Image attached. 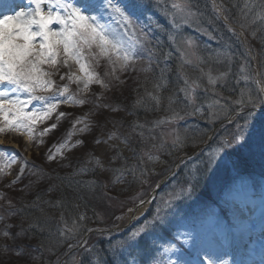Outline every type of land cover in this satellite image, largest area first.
<instances>
[{
    "label": "rangeland",
    "instance_id": "rangeland-1",
    "mask_svg": "<svg viewBox=\"0 0 264 264\" xmlns=\"http://www.w3.org/2000/svg\"><path fill=\"white\" fill-rule=\"evenodd\" d=\"M150 2L159 5V12L160 10L165 11L168 9L167 12L170 14H155L154 24L152 9L146 11L147 18H144L142 16L141 5L134 19L138 28L146 30L149 37H155L154 30L159 27L156 26L158 20H167V18L168 21L172 19L178 25V28H181L180 30L183 27H188L190 30L197 31L198 33L204 31L200 26L201 16L199 12L193 10L196 16L190 18L187 23L184 22L180 15L173 17L172 13L174 9H172V4L179 2V0H170V3L168 0H145V3L150 4ZM25 3L27 4L26 7L31 6L28 0H20L16 7L20 5L21 7L19 9H21L23 8L22 4ZM78 3L81 5L85 4L83 0H78ZM166 5H170V7ZM44 8L47 11V5ZM215 15L217 18L222 19L220 14L215 12ZM52 27L56 28L59 26L53 24ZM238 30H241L243 34ZM229 31L238 36L241 34L240 42L244 45L254 65L252 76L259 78L258 48L241 27L236 26L230 28ZM176 36H172V39L176 38ZM137 39L143 38L137 35ZM177 39L180 51L195 53V56L189 55L187 58L192 60V62L196 61V43L193 41L192 46L189 47L187 41L191 38L185 35H181ZM141 50L140 55L143 57L144 54ZM43 67L54 73L52 79L56 82V85L62 86L68 84L70 92L77 99L87 101L88 96L95 95L97 99L100 97L106 99L108 95H112L113 87H110V85L113 77L105 79L101 76L104 79L105 85H107L106 87L93 83L86 92H82L78 91V88L83 87L82 84L78 86L75 83H70L67 78L64 80L60 79L62 74L69 71L67 67L61 65H57L55 68H49L48 65H44ZM180 68L185 70L184 64ZM242 69L243 76L247 75L244 66ZM72 70L76 71L75 65ZM117 70L119 69L117 68ZM245 86L249 89L250 85L247 83ZM232 100L235 99H231V101L227 100L224 105L228 104L229 106L233 104ZM38 103L34 101L33 105L29 106V109ZM263 104L256 106H263ZM114 108L111 110L109 108L107 111L102 110L92 115L87 112L85 104L81 105L69 101L68 103H61L57 111L48 120L37 125L33 140H29L27 135L23 133L5 132L0 134V145L7 149L8 154L16 153L29 162L25 167L23 176L15 184L12 181L17 178L19 170L23 165L22 159H18L17 163L12 165L11 169L7 170L4 174H0V214L5 212L6 209H10V205L12 207L15 201L17 203L20 195L27 196L28 193L39 186L40 183L38 180L40 178H37L40 176V173L31 168V166L29 167V165L40 163L39 166L44 168L46 172L47 168L45 166L48 167V170H52L53 166H64L68 167V169L77 167L80 170L83 169L81 173L84 172L88 175L98 171L102 176H108L112 180L113 187L111 191H114L118 195L113 200H107V204L116 207V210L113 211L110 207V210L107 211L108 214H106V220L109 222L111 228L117 226L118 229L110 232H99L101 235L95 233L90 234L87 239V244L83 246L84 252L78 253V250L71 252L65 258L58 260L60 261L62 259L61 264H103L102 254L103 251L107 252V249L109 251L108 254H111L110 257L114 260V264H173L177 259L182 264H208L209 259L213 261V264H221V262L223 264H246L243 255L252 257L251 252L244 250V247L250 248L249 237L254 236L257 238L256 241L259 245L261 243L264 244V143L261 142V138L264 139V118H262L264 113L257 111L259 114L255 115L254 118L252 115H248L249 111L241 114L244 117L240 121V124L244 125L245 119L248 121L244 128L246 143L245 141H241L243 147L232 145V147L228 148L227 151L230 153V156L227 167H221L213 173H210V177L215 178V181L212 179L215 190H218L217 185H215L217 178L231 174V179L224 185L220 192L215 191L219 204L207 210L204 220L193 221L195 219L194 215L200 213L201 203L190 204V202H185L184 200H186L189 193L187 191L182 192L180 183L175 180L168 185L166 183L164 186H161V189L157 192L152 202L154 205L152 211L144 214L131 224L130 227L124 228V225L128 222L130 209L133 205L146 198L162 177L168 174L170 170H172L171 176L174 177L177 169L181 164H184L182 174H185L188 180H193V166L200 167L201 171L203 168L200 165V161L207 159V154L218 146L222 138L231 139L232 133L236 131V128L232 130L228 128L229 122H223L229 115L228 111L227 115L222 114L219 119L211 120L214 123L211 127L213 136L207 144V150L205 151L204 147L201 146L195 150L193 155L196 154L194 156L192 155L190 158H187L184 157L186 156L185 153L174 155L179 149H175V153H172L174 134L178 133L182 137L181 131L177 130L175 125L168 123L154 128L151 125L142 124V129L140 130V127L137 125V128H139L137 130L134 129L136 123L132 122V120L129 121L130 117L123 110V107ZM60 112H64L65 116H67L70 129L64 135H62V132L59 134L60 136L57 135L55 141L51 144L46 141V136L40 137L39 133L45 127L57 123V116ZM167 116L168 114L164 115L163 118ZM64 118L60 119L63 120ZM77 119L80 120V123H75ZM126 120L128 121L126 122ZM150 121L153 122V120ZM81 129L86 130L82 131ZM133 132L143 133V136L151 139V142L148 143L149 150L146 153L142 152L137 159L132 158L135 149L132 143L127 140V137ZM162 132L164 133L163 136L161 135ZM69 133H71L70 136ZM209 138L210 134L206 139ZM77 141H81V143H77ZM212 143L214 144L210 146ZM62 144L65 146L61 147ZM49 155L53 156L54 159L49 160ZM149 155L152 156V159H149ZM120 160L123 161V165L121 166V169L124 170L123 175H121V172L114 173V167H112L113 164ZM6 162V160H0V166ZM130 162H133L131 167ZM176 162L179 163L176 165ZM133 166L136 169L135 178L129 170ZM174 168H176L175 171H173ZM141 172L144 173L143 176H141ZM117 177H120L119 180H117ZM94 179V175L91 176V180ZM187 188L188 185H186L185 189ZM29 190L31 191L28 192ZM169 199L172 200L171 207L164 209L163 202ZM247 206H249V209H246ZM158 207L162 208V215L164 216L163 223H157L154 227H149L147 232L142 234L132 247L119 249L115 253L111 250L110 245L112 243L124 240L133 230L144 225L145 221H151ZM250 213L254 214L250 215ZM252 219H256V221L261 219L262 221L261 223L255 222L253 225H249L248 223ZM0 220H3V218ZM50 220L56 223L63 221L67 223L65 219L61 221L60 217L56 214H50ZM242 221H245L247 224L244 223V226H241L240 223ZM164 226H167V229L173 232L172 236H174L175 241L167 239L166 245H168L166 247L157 245L153 252H142L143 254L140 255L141 259H138L136 252L139 241L145 239L154 241V238L161 237L162 227ZM0 227V249L5 246V248H10L16 241L15 235L11 230L1 225ZM5 231L9 232L10 235L4 236L3 233ZM181 233L184 235H180ZM171 245H175V249L165 251V248H170ZM105 246V250H102ZM72 248L70 247L69 251ZM138 251L140 252V250ZM13 254H15L13 256L14 263L22 261L20 258L24 254L20 247H16ZM52 263L54 262L49 260H38L36 262V264Z\"/></svg>",
    "mask_w": 264,
    "mask_h": 264
},
{
    "label": "trees",
    "instance_id": "trees-1",
    "mask_svg": "<svg viewBox=\"0 0 264 264\" xmlns=\"http://www.w3.org/2000/svg\"><path fill=\"white\" fill-rule=\"evenodd\" d=\"M216 1L218 4L223 2L227 7L228 11L224 12L227 19L236 26L241 27V23L245 22L241 18V10L244 8L245 0ZM168 2L170 3V0H168ZM257 2H259V0H257ZM138 3L142 5V16L144 18H147L146 11L149 9H152L153 18L155 14L159 13H163V15L165 13L170 14L167 12L168 9L165 11L160 10L159 12V5L153 2L148 4L145 3V0H138ZM191 4L192 10L200 13V26L204 30L203 32L198 33L197 31L190 30L188 27H183V29L180 30L181 28H178L176 23H173L172 19L170 21H168V18L167 20L159 19L156 23V26L159 27L154 30L155 37L151 38L147 35L148 40L145 42V47L141 50L144 56L132 65L131 68L123 72L117 70L115 77H111L112 83L110 87H113L112 95H108L106 99H102L101 97L97 99L96 95L88 96L87 101L84 103L87 107V112L92 115L102 110L107 111L109 108V110H111L115 109L114 107H123V110H125L130 117L129 121L132 120V122L136 123L134 129L139 130L137 125L147 124L148 126L151 125V127H154L150 120L155 121L163 118L166 114H168V116L171 115V113L167 111L168 97L173 96L175 103L172 107L180 112V115L183 116V120L173 121L170 125H175L177 130L181 131L182 138H184L183 147L172 148V153H175V149H179L174 155L188 153L202 144L205 136L211 131V127L214 125L208 118V112L210 111L207 107L208 103L219 99L221 103L225 104L227 100L239 99L240 90L246 88L245 81L242 79V68L244 66L246 74L251 76L253 69L252 63L242 43L235 35L228 32L225 25H223L215 15L211 4L207 0H191ZM166 6L170 7V5ZM254 12L255 9L253 13L249 14L248 20L252 19ZM143 31L147 34L146 30L143 29ZM244 31L258 48L259 69L260 73L264 72V24L257 20L254 24H251L249 28L244 29ZM252 31L256 32L255 36H252ZM181 35L190 37L192 41L196 43L197 56L201 58L202 62L193 61L192 63H184L182 61L180 56L181 51L177 43V38ZM172 36H176V38L172 39ZM149 51L152 52L151 60L148 58ZM182 64H184L185 70L180 68ZM201 69H203V71H201ZM97 71L106 79L108 77L104 76V73L105 71H111V69L105 62L101 61ZM209 72H211L213 77L218 76L220 73H227V76L224 79L217 80L216 84L213 86L208 82ZM185 75L189 82L197 80L200 85L196 89L194 96L195 105L203 106L204 108L203 115H185L186 112L192 111V107L188 105V100L185 98L184 93L180 91V89L185 87ZM116 77H118V79ZM157 83L162 85V87L155 90L154 84ZM248 84L250 85L249 89H254L256 87L252 81H249ZM148 93H152V95L160 98L159 107H157L156 101L152 99ZM229 97H231V99H229ZM138 100H140L141 103L138 104ZM261 104L262 101L258 102L256 105ZM225 106L228 114L240 107L236 104H231L229 106L227 104ZM249 112L253 118L255 115L259 114L255 111ZM243 117L244 115L237 117L229 124L228 128L234 130L236 125L238 123L240 124ZM61 118L64 119L62 120L59 118L57 123H53L57 125L55 130L53 129L43 135L47 137L46 141L48 143L52 144L57 135L60 136L59 134L61 132L62 135H64L65 132L70 129L67 116ZM262 118H264V116H262ZM127 121L128 120H126V122ZM141 129L140 127V130ZM127 140L132 143L135 149L132 158L137 159L142 152L146 153L147 150H149L148 143L151 142V139L146 138L140 133L133 132L127 137ZM261 142L264 143L263 138H261ZM213 144L214 143L210 146ZM132 163L133 162H130V167L133 165ZM39 164L40 163L35 165L32 164L34 166L29 165V167L31 166V168L40 173V176L37 178L41 179L38 180L40 183L39 186L33 191H31L32 189L29 190L28 192H31L28 193L27 196L20 195L17 203L15 201L12 207L10 205V209H6L5 212L0 214V217L3 218V220H0V225L11 230L16 238V241L10 248H5V246L0 249V264H36L38 260H49L54 262L52 264H57L58 260L69 250V244H71L72 247L77 245V241H80L84 233L90 228L111 227L106 220V214H108L107 211L110 210V207L113 211L116 210V207L109 206L107 200H113L114 197L116 198L118 195H116L114 191H111L113 185L112 180H110L108 176H102L98 171L88 175L84 172L81 173V171H79L80 169L77 167L68 169V167L64 166H53L52 170H48V167L45 166L47 168L46 172ZM122 165L123 161L120 160L113 164L112 167H114V169L112 167L111 169H113L114 173H118L119 171H117V169H121ZM183 167L184 164L178 168L174 177L167 182V185L175 180L180 183V189H185L186 185L189 186L190 183L193 184L192 191L187 195L184 201L190 202V204L201 203L200 213L194 215L195 219L193 221H202L205 219L207 210L214 206V203H217L215 191L220 192L224 185L231 179V174L217 178L215 185H217L218 190H215L213 184L215 178H209L210 174L204 173L202 169L197 173L198 179L188 180L186 178L187 176L182 174ZM78 171L79 174H76ZM69 174L73 175L74 181H81L82 183L79 185L74 184L71 188L68 187L64 178ZM93 175L96 181L91 180V176ZM49 185L54 186L55 190L51 192L47 191ZM38 196L39 199H37ZM58 199L63 200L62 206H53L47 203L48 201L54 202ZM184 205H186V203H184ZM153 206L152 203L148 212L152 211ZM50 214H56L60 219L61 216H63V219L67 221L68 228H72L73 220L77 219L80 214L85 216V220L78 221L81 230L78 233H74L72 236H68L66 239L60 236L57 231L58 228L63 229L65 227L64 221L61 222L62 224L56 223L50 220ZM162 228L161 237L159 236L157 239L154 238V241L149 239L139 241L137 247L140 252L138 250L136 252L138 259H141L140 255L146 253V251L150 253L153 252L157 245L166 247L168 245H166L167 239L175 241L174 236H172L173 232L169 231L167 226ZM155 242L156 244H154ZM16 247H20L24 254V256L20 258L22 261L18 263H14L13 259L15 255L13 253ZM83 248L84 247L77 252H84ZM105 248L106 246L102 248V250H105ZM108 253V249L107 252L103 251V264H114V260L110 257L111 254Z\"/></svg>",
    "mask_w": 264,
    "mask_h": 264
},
{
    "label": "snow or ice",
    "instance_id": "snow-or-ice-1",
    "mask_svg": "<svg viewBox=\"0 0 264 264\" xmlns=\"http://www.w3.org/2000/svg\"><path fill=\"white\" fill-rule=\"evenodd\" d=\"M28 3L31 6L11 11V14L0 11V86H2L0 87V134L5 132L23 133L27 135L29 140H33L37 125L48 120L57 111L61 103L72 101L82 105L86 102L84 99H77L70 92L68 84L56 85L52 79L54 73L46 70L44 65H48L49 68H55L57 65L67 67L69 71L62 74L60 79L67 78L70 83H75L78 86L82 84L83 87L78 88V91L86 92L93 83L106 87L104 79L97 71L101 61H105L111 69V71H105L104 76L115 77L117 68L123 72L141 59L140 49L145 47L148 37L143 29L138 28L134 19L141 7L138 0H96L94 4L83 5L79 4L78 0H28ZM45 5H47V11H45ZM213 8L217 14L228 11L223 2L219 5L214 2ZM172 9H174L173 17L180 15L185 23L196 16L192 10L191 0H179V2L172 4ZM254 9L252 19L248 20L249 14L253 13ZM241 18L245 21L240 25L242 29L249 28L257 20L264 24V0H259V2L257 0H245L244 8L241 10ZM53 24L59 27L54 28L52 27ZM176 26L178 27V25ZM251 34L255 36L256 32L252 31ZM137 35L143 39H137ZM187 44L191 47L193 41L188 39ZM189 55L195 56V53L180 52L184 63H192V60L187 58ZM148 58L149 60L152 58L151 51L148 53ZM196 61L202 62L198 56ZM74 65L76 71L72 70ZM226 76L227 73H220L213 77L209 72L208 82L214 86L217 80L224 79ZM116 78L118 79V77ZM242 79L245 84L252 81L256 87L254 89L242 88L239 94L240 98L232 100V103L244 108L246 105L255 106L258 102L264 101V72L259 73V78L244 75ZM184 84L185 87L180 91L184 93L188 105L192 107V111L186 112L185 115H203V106L195 105L194 93L200 86L199 83L197 80L189 82L185 75ZM161 87L162 85L158 83L154 84V88L157 90ZM148 95L156 101L157 107H159L160 98L153 96L152 93H148ZM34 101L39 103L29 109ZM137 103L139 104L141 101L138 100ZM174 103V97L169 96L167 111L171 115L153 121L154 127L183 119L180 112L172 107ZM207 107L210 110L208 112L210 120L219 119L222 114L227 115V108L219 99L208 103ZM248 115L250 116L251 113L249 112ZM63 116L65 113L60 112L57 119ZM247 122L245 119L244 125L237 124L231 139L222 138L218 146L207 154V159L200 161L204 173L210 174L216 169L227 167L230 156L227 149L232 145L243 147L241 141H245L244 127ZM75 123H80V120L77 119ZM56 127V124H51L45 127L39 135L43 136ZM139 127H143V125H139ZM70 135L71 133H69ZM161 135L163 136L164 133L162 132ZM77 143H81V141H77ZM64 146V144L61 145V147ZM183 146L184 138L178 133L174 134L172 147L181 148ZM18 159L23 160V165L17 178L12 181L13 184L17 183L23 176L25 167L29 162L16 153L8 154L7 149L0 145V160L7 161L0 166V174L11 169ZM48 159L52 160L54 157L49 155ZM149 159H152L151 155H149ZM79 171L76 174H79ZM117 171L123 175V169H117ZM130 171L135 178V166ZM199 172L200 167L194 165L193 180L198 179L197 173ZM143 174L141 172V176ZM119 178L117 177V180ZM64 180L70 188L74 184L82 183L81 181H74L72 174H69ZM192 188L193 184L190 183L187 189L181 191L190 193ZM53 190H55L54 186L49 185L47 191ZM9 203L11 202L9 201ZM47 203L53 206H62L63 200L58 199ZM171 204V199L166 200L163 202V208H169ZM84 220L85 216L80 214L77 219L73 220L72 228H68L67 223L64 222L65 227L63 229L58 228L57 231L60 236L67 239L68 236H72L81 230L78 221ZM61 221H63V216H61ZM163 222L162 208L158 207L151 221H145L144 225L133 230L124 240L112 243L110 245L111 250L115 253L119 249L132 247L141 235L147 232L149 227H154L157 223ZM89 231L92 230L89 229ZM3 235L9 236L10 233L5 231ZM180 235L184 234L181 233ZM86 244V240L77 241V245ZM69 247L72 245L69 244ZM174 249L175 245H171L170 248H165V251ZM173 264H182V262L177 259ZM208 264H213V261L209 259Z\"/></svg>",
    "mask_w": 264,
    "mask_h": 264
},
{
    "label": "bare ground",
    "instance_id": "bare-ground-1",
    "mask_svg": "<svg viewBox=\"0 0 264 264\" xmlns=\"http://www.w3.org/2000/svg\"><path fill=\"white\" fill-rule=\"evenodd\" d=\"M85 4H94L96 3V0H83ZM20 2V0H0V11L6 12V14L11 13V11L20 10L19 7H16L17 4ZM27 4H22L23 8L26 7ZM145 209V206H139L135 212V217L139 216ZM246 209H249V206L246 207ZM254 213H250V215H253ZM129 216V215H128ZM261 219L257 220L252 219L249 221V225H253L255 222L261 223ZM245 221L241 222V226H244ZM247 224V223H246ZM257 238L249 237V247H244V250L251 252L252 257H248L247 255H243L245 259L246 264L254 263L255 264H264V244L261 243L260 245L257 243Z\"/></svg>",
    "mask_w": 264,
    "mask_h": 264
},
{
    "label": "water",
    "instance_id": "water-1",
    "mask_svg": "<svg viewBox=\"0 0 264 264\" xmlns=\"http://www.w3.org/2000/svg\"><path fill=\"white\" fill-rule=\"evenodd\" d=\"M258 110L264 112V108H259ZM239 113H241V111L234 112L232 115H230V116L225 120V122L229 121L230 119H232L234 116L238 115ZM168 176H169V175L165 176V177H164V178L158 183V185L152 189V191L150 192L149 196H148L145 200H143V203L140 202L139 204H137V205L132 209L131 214H130V218H129V223L133 220V217H134V215H135V211H136V209H137L140 205H142V204H144V203H146V202H150V201H151V199L153 198L155 192H156L157 189H158V186H160V185H161V184H162V183L168 178ZM90 232H94V230H93V231H90ZM90 232H89V233H90ZM89 233H88V234H89ZM88 234H86V235L84 236V239H86V237H87ZM84 239H83L82 241H84Z\"/></svg>",
    "mask_w": 264,
    "mask_h": 264
}]
</instances>
